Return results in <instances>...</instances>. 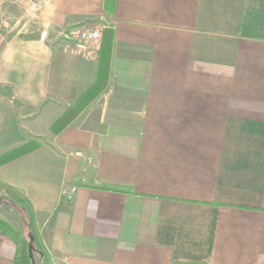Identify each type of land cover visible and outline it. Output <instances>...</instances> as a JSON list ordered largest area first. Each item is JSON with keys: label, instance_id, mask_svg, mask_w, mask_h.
Listing matches in <instances>:
<instances>
[{"label": "crops", "instance_id": "1", "mask_svg": "<svg viewBox=\"0 0 264 264\" xmlns=\"http://www.w3.org/2000/svg\"><path fill=\"white\" fill-rule=\"evenodd\" d=\"M82 25L106 83L54 133L96 78ZM29 140L0 182L52 264H264V0H0V154Z\"/></svg>", "mask_w": 264, "mask_h": 264}, {"label": "trees", "instance_id": "2", "mask_svg": "<svg viewBox=\"0 0 264 264\" xmlns=\"http://www.w3.org/2000/svg\"><path fill=\"white\" fill-rule=\"evenodd\" d=\"M115 0H105V7L111 11ZM112 32L110 29L102 30V42L99 51L98 69L96 78L92 85L82 93L71 105H69L52 123L50 130L57 133L67 124H69L74 117L89 103L95 95H97L106 83L108 74V62L111 48ZM40 146L36 140H29L14 148H11L0 154V165L14 160ZM115 190H126L122 187H110ZM0 189H3L6 197L4 200L9 201L12 205L19 206L23 212V230L16 227L14 224L8 222L0 216V235H5L13 240L15 243V252L13 257V264H35L32 263L28 255L29 233L33 236V256L35 255L40 264H51V258L47 251L41 234L35 222L34 211L30 201L16 188L0 182ZM3 200V201H4ZM173 264H206V263H182L174 262Z\"/></svg>", "mask_w": 264, "mask_h": 264}, {"label": "built area", "instance_id": "3", "mask_svg": "<svg viewBox=\"0 0 264 264\" xmlns=\"http://www.w3.org/2000/svg\"><path fill=\"white\" fill-rule=\"evenodd\" d=\"M33 6H38L37 2L31 3ZM105 28L104 25H82L73 31V34L83 43L93 45L99 42L101 32ZM76 187L71 184L63 185L60 189V196L70 200L73 197Z\"/></svg>", "mask_w": 264, "mask_h": 264}, {"label": "rangeland", "instance_id": "4", "mask_svg": "<svg viewBox=\"0 0 264 264\" xmlns=\"http://www.w3.org/2000/svg\"><path fill=\"white\" fill-rule=\"evenodd\" d=\"M5 197L6 195L3 189H0V216L23 230V210L19 206L12 205L9 201L4 200ZM33 258L35 264H40L38 258L35 255L33 256Z\"/></svg>", "mask_w": 264, "mask_h": 264}, {"label": "water", "instance_id": "5", "mask_svg": "<svg viewBox=\"0 0 264 264\" xmlns=\"http://www.w3.org/2000/svg\"><path fill=\"white\" fill-rule=\"evenodd\" d=\"M32 248H33V236L29 233L28 255H29L32 263H34Z\"/></svg>", "mask_w": 264, "mask_h": 264}]
</instances>
